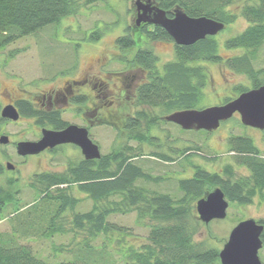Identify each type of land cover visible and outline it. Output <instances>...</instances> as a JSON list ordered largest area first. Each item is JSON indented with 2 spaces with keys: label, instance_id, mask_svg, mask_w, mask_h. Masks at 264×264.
Masks as SVG:
<instances>
[{
  "label": "trees",
  "instance_id": "obj_1",
  "mask_svg": "<svg viewBox=\"0 0 264 264\" xmlns=\"http://www.w3.org/2000/svg\"><path fill=\"white\" fill-rule=\"evenodd\" d=\"M105 0H0V51L16 41L33 35L51 25H58L63 19L78 15L82 8H89ZM165 10L169 17L179 8L191 17L206 16L224 23H234L239 16L244 17L249 26L240 34L223 42L227 50H241L242 55L225 59L221 53V43L214 37L189 46L175 44V60L157 67L158 56L150 47L139 48L131 65L141 67L148 73V81L137 90L136 105L160 109L163 117L147 111H137L135 118L126 120L124 130L127 141L103 155L100 160L69 163L64 172H43L34 176L33 190L37 196L31 204L12 209V218H25L19 222L24 225L23 234L33 228L40 232L41 222H46L42 236L52 237L64 234L65 229L57 220L66 211L74 212L80 199L70 190L78 189L93 201L90 211L73 214L72 231H86L90 238L109 233H118L122 238L127 229L112 223L108 218L116 213L136 211L138 221L150 220L148 242L141 245H128L124 252V264H221L220 248L210 245L209 241H196L202 223L194 214L195 203L209 192L220 187L231 204L249 205L257 197L264 198V155L249 137H232L229 147L235 152L237 165L245 167L249 175L237 176L233 165L224 167V175L211 173L200 166H194L191 178L181 179L178 191L181 196L174 198L146 188L143 183H159L163 178L153 177L135 163L134 158L142 154V145L154 146L153 130L164 116L179 110L197 109L208 85L207 68L191 65L208 62L226 65L229 69L245 74L252 81L253 88L264 85V67L255 68L258 53L264 46V0H154ZM241 3L240 11L229 10L234 4ZM144 35L149 42L173 41L167 31L159 26L143 24L133 29L128 26L126 34L116 39L121 50L134 48ZM104 33L97 30L90 40L99 41ZM148 42V43H149ZM13 56V52L10 53ZM250 90L239 86L235 91L240 95ZM232 97L225 100L231 101ZM22 118H37V124L57 127L54 119L45 118L40 109L28 100L15 103ZM48 120V121H47ZM0 121H6L0 118ZM137 142L133 147L129 143ZM162 159L172 160L162 154H151ZM1 173V171H0ZM20 191L15 190L12 182L0 186V215L10 204L19 201ZM117 197L118 200L111 199ZM259 223L263 224L260 220ZM37 224V225H36ZM18 231V229H17ZM15 229V233H17ZM118 238V243L124 241ZM16 234H0V264H107L104 253L84 243L82 255L74 261L49 263L37 256L33 250L19 244ZM264 242V234L262 235ZM109 264H117L113 261Z\"/></svg>",
  "mask_w": 264,
  "mask_h": 264
},
{
  "label": "rangeland",
  "instance_id": "obj_2",
  "mask_svg": "<svg viewBox=\"0 0 264 264\" xmlns=\"http://www.w3.org/2000/svg\"><path fill=\"white\" fill-rule=\"evenodd\" d=\"M143 0L141 2L145 3ZM138 0H105L89 8H82L80 13L63 19L58 25H51L43 30L22 38L0 51V118L1 111L7 104L17 103L21 100H35L40 92L47 90L52 84L47 83L64 72H68L75 65V59L80 57V66L84 69L88 65L96 70L100 76L109 72H123L131 66V60L139 48L150 47L159 58L158 69L168 62L175 60V43L173 41L149 42L144 35L139 33L140 42L132 49L121 50L116 46V39L126 34L127 27L136 30ZM241 3L229 7L232 13L240 11ZM249 22L242 16L216 35L221 43V55L228 57L243 54L241 50H227L223 42L233 36L242 33ZM104 35L99 41L90 40V36L97 30ZM149 42V43H148ZM13 52V56L10 53ZM201 65L207 68L209 73L208 85L204 90V96L197 109L214 105H222L229 97L235 98V91L239 86L252 89V81L245 74H239L226 65L208 62H196L191 65ZM256 69L264 67V46L258 53ZM79 66V67H80ZM78 67V69H79ZM74 70V69H73ZM117 76H109L105 79L109 82L110 96H116L115 84H119ZM144 79V78H143ZM145 80H141V83ZM120 110L114 108L102 110V116L111 112L114 116L108 122H104L93 130L94 139L100 147L102 155L109 154L113 149L127 141L126 134H121L127 116L136 114L137 111H147L152 115L163 117L160 109H151L145 106H137L132 103V108L125 98L120 102ZM124 107V108H123ZM124 109V110H123ZM2 119V118H1ZM7 135L10 143L0 144V186H7L12 182L15 190H19V201L8 205L0 215V234H16L19 244L30 247L33 252L49 263L62 261H74L83 253L84 243L90 239L89 244L94 249V256L98 250L104 253V261L109 264L117 261L124 264V252L128 245H141L147 243L150 231V220L138 221L136 211L129 213H116L108 220L118 226L125 227L127 232L122 238L118 233H109L107 236L99 235L90 238L86 231H72L73 214L90 211L93 206L92 199L78 189V185L71 187L72 193L81 201L76 210L66 211L57 223L66 230L64 234L56 233L52 237L42 236L46 222L42 223L40 232L31 228L23 234L21 222L25 216L12 218V209L31 204L37 196L32 184L34 176L43 172H64L68 164L80 163L83 160L81 152L72 146H65L43 154L22 157L18 155L16 143L20 141L39 140L42 132L37 124V118H21L19 122L0 121V136ZM151 136L155 139V145H142V154L133 161L153 177L163 178L159 183L146 182L143 185L153 191L169 194L174 198L181 196L178 191V183L181 179L191 178L195 167L224 175V167L233 165L237 176L249 175L247 168L237 165L235 152L229 147V139L232 137H249L264 155V130L246 127L241 123L238 113L230 120L223 122L216 131L183 130L180 126L160 121L153 130ZM131 146L136 147L137 142L131 141ZM162 154L171 157L172 160L162 159L151 154ZM185 155V156H184ZM12 163L15 168L9 170L7 164ZM118 200L117 197H112ZM230 203V202H229ZM194 214L199 219L194 206ZM253 218L262 220L264 224V198L257 196L252 204H231L228 208L226 219L213 221L206 225L202 221L195 240L209 241L210 245L223 248L233 227L240 221ZM19 221V222H18ZM37 225V224H36ZM15 229L17 233H15ZM118 238L124 241L118 243ZM264 263V246L259 252Z\"/></svg>",
  "mask_w": 264,
  "mask_h": 264
},
{
  "label": "water",
  "instance_id": "obj_3",
  "mask_svg": "<svg viewBox=\"0 0 264 264\" xmlns=\"http://www.w3.org/2000/svg\"><path fill=\"white\" fill-rule=\"evenodd\" d=\"M153 3V0L145 3L138 0L136 24L139 26L148 23L164 28L179 46L193 45L207 37H214L226 27L224 23L206 16L191 17L179 8L175 9L172 17H169L165 10ZM236 113L240 114L244 126L264 130V85L243 92L222 105L179 110L164 118L184 130L216 131L223 122L233 118ZM1 118L18 122L21 119V112L15 104L10 103L2 109ZM9 143L10 138L7 135L0 136V144ZM63 144L79 146L86 160H98L102 157L99 145L89 139L87 130L75 125H70L64 130L43 129L39 140L20 141L16 143V150L18 155L27 157ZM7 168L14 170L15 166L8 163ZM229 206L224 191L217 187L197 201L196 211L200 221L209 225L213 221L226 219ZM263 234L264 224L256 219L240 221L233 227L219 252L221 264H264L259 256L264 246Z\"/></svg>",
  "mask_w": 264,
  "mask_h": 264
},
{
  "label": "flooded vegetation",
  "instance_id": "obj_4",
  "mask_svg": "<svg viewBox=\"0 0 264 264\" xmlns=\"http://www.w3.org/2000/svg\"><path fill=\"white\" fill-rule=\"evenodd\" d=\"M147 1L148 0L144 2ZM143 24L154 26L148 23H142L138 27ZM79 61L80 57L76 58L75 65L67 70L68 72H64L48 80L47 83H51L52 85L47 88V90L40 92V95L37 96L35 100L28 101H30L35 108L40 109L43 115H45V118H53L54 122L57 124V127L52 124L41 126V132L43 129L64 130L70 125H75L79 128L86 129L89 139L97 144L93 137V130L100 124L108 122L109 119H112L114 116L109 112V114L104 117L102 116V110L105 108H114L116 105L118 111H121L119 105L122 98H125L132 108V103H136L138 88L148 81V73L143 68L134 66L123 72L108 71L105 76H100L92 65H88L82 69ZM160 70L161 72L163 71V66ZM108 75L118 77L117 81L119 84H115L117 89L116 96H113L114 92H112L113 95L110 96L111 94L108 88L109 82L105 79ZM141 80H145V82L141 83ZM128 115V119L135 118L134 115ZM125 124L126 123H124V127ZM122 130H124V128ZM65 146L75 147L82 154L81 148L75 144H63L54 149H47L40 154L52 152L57 148ZM82 156L83 159L86 160L83 154Z\"/></svg>",
  "mask_w": 264,
  "mask_h": 264
}]
</instances>
